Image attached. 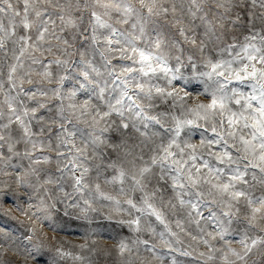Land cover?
Listing matches in <instances>:
<instances>
[{
    "label": "snow or ice",
    "instance_id": "1",
    "mask_svg": "<svg viewBox=\"0 0 264 264\" xmlns=\"http://www.w3.org/2000/svg\"><path fill=\"white\" fill-rule=\"evenodd\" d=\"M0 176V264H264V0H0Z\"/></svg>",
    "mask_w": 264,
    "mask_h": 264
},
{
    "label": "rangeland",
    "instance_id": "2",
    "mask_svg": "<svg viewBox=\"0 0 264 264\" xmlns=\"http://www.w3.org/2000/svg\"><path fill=\"white\" fill-rule=\"evenodd\" d=\"M6 177L0 176V180H6ZM10 183V181H9ZM22 195V192L18 193ZM3 210H11L12 213L16 216H18L20 219H25L18 211H16L15 206L12 204V202L4 201L0 199V211ZM8 223L14 224L12 221H8ZM104 227L99 229L100 231L104 232L103 236L95 237L98 241V245L101 248H111L113 247L119 238L121 236L129 235L127 232V229L121 230L118 225L115 224H109L107 221L103 222ZM64 227V231L61 232H53L50 228L44 226L43 230L49 237H59L62 240L69 241L70 244L66 245V247H70L71 245H76L79 243H82L84 241L83 237V231L84 229L77 224H68V225H62ZM11 256V254H9ZM48 257L44 256L38 261H29L28 264H47ZM68 264H71V262H68ZM98 264H111L110 261H105L103 259H100L98 261Z\"/></svg>",
    "mask_w": 264,
    "mask_h": 264
}]
</instances>
